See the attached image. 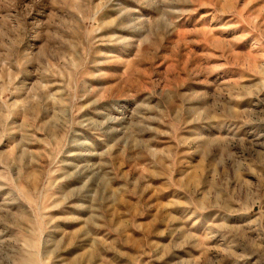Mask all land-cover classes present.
<instances>
[{
    "label": "rangeland",
    "instance_id": "obj_1",
    "mask_svg": "<svg viewBox=\"0 0 264 264\" xmlns=\"http://www.w3.org/2000/svg\"><path fill=\"white\" fill-rule=\"evenodd\" d=\"M0 264H264V0H0Z\"/></svg>",
    "mask_w": 264,
    "mask_h": 264
}]
</instances>
